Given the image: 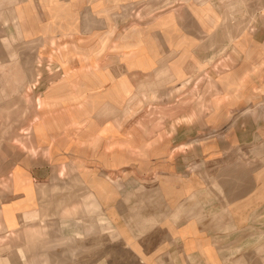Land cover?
<instances>
[{
  "label": "crops",
  "instance_id": "obj_1",
  "mask_svg": "<svg viewBox=\"0 0 264 264\" xmlns=\"http://www.w3.org/2000/svg\"><path fill=\"white\" fill-rule=\"evenodd\" d=\"M4 1L15 7V30H9L7 20L4 22L6 29L15 36H22L26 49L32 43L36 46V49H31L30 46L23 53L35 59L34 62H29L32 63L28 66L30 69L35 62L39 64L37 49L42 46V42H34L38 37L36 18L38 17L40 24L52 22L48 16L50 12L44 13L41 6L49 8L54 3L51 0H36L28 4L30 18L25 25L26 9L18 2L20 0ZM174 1L177 0H57L58 3L72 5V10L77 11L78 16L79 33L68 38V49L63 52L66 56L65 69L71 75L66 77L61 68L62 77L56 82L46 83L48 88L41 94L46 97L44 105L36 109L39 118L32 122L31 143L27 149L33 154L41 152L49 156V159L57 160L60 157L63 162L76 165L80 174L91 172L93 175L90 176L95 178L109 175L113 181L117 172L127 171L135 165L134 160H140L145 163L142 170L147 176L144 175V178L147 182H156V188L148 189V199H145L148 212L144 216L157 220V224L148 231L151 232L156 227V230L164 233L167 240L174 241V247L179 245L178 253L184 256L186 264H264V132L260 129L261 135L255 137L257 133L254 134L253 128L246 124L251 117L264 119V108H251L260 101L259 98L264 97V93H256V97L251 94L252 90L257 92L256 89L264 84V66L262 68L258 65L264 62V52L263 49H252L251 61L246 64L245 49H231L237 47L242 37L247 38V43L248 38L261 29V25L254 24V30L249 28L240 32L233 44L228 46L230 49H201L206 37L205 30L217 37L219 33L221 37H227L233 32L232 28L236 23L252 24L253 20L235 21L233 26L230 19L229 26L223 17L224 11H218L214 0H201L200 4L195 5L188 4L190 0H186L185 6L180 2L171 5ZM17 2L19 4L16 6ZM167 3L171 6L161 9L168 6ZM237 3L238 7H243L246 0ZM177 6H181L180 9ZM187 6L191 7L190 12L186 11ZM254 6V13H260L259 3ZM261 6L264 12L263 2ZM182 9L193 16V20L191 17H182ZM71 13H68L69 16ZM20 15L23 16L22 20ZM167 15L170 17L164 19ZM255 15L254 23L260 14ZM188 30H194L195 37L190 36ZM105 36L109 37V42L102 49L100 41ZM161 36L164 37L167 47L160 39ZM40 37L46 38L44 35ZM188 38L194 42H189ZM116 39H121V43L125 45L133 41L140 46L136 49L126 46L125 49H115ZM178 44L181 45L179 50ZM229 66L231 69L228 71L226 68ZM201 67L204 72L189 77L196 74ZM251 67H260L262 72L253 75L250 73L247 86L249 93L243 94L238 100L232 99L230 95L235 93L241 82L239 77H243L246 68ZM5 71V63L0 62L1 78L4 79V86H0L1 160L6 149V138H12L10 120L7 121L5 111ZM35 71L37 76H34L37 78L33 77V80L37 81L33 84L38 86L40 72ZM230 71H237L238 77L227 75ZM203 76H209V79H205V84L203 83L206 95L201 99L205 102V110L201 111L204 112L202 114L196 109L190 113L189 124L170 122L168 125L147 127L141 126L139 122L134 124L135 118L148 116L147 111L145 115L144 111L141 114L136 113V109L143 102L153 98L152 101L159 100L160 91L168 85L181 87L190 82L198 88L199 83L204 81ZM33 84H30L31 88ZM9 85L15 86L16 82H10ZM59 86L63 88L49 90V87ZM141 86H145L146 90L141 91ZM180 87L171 88L166 100L178 101V94L174 92ZM40 97L36 99L38 105ZM17 102L21 108L14 117L17 122H23L27 102L21 97ZM126 117L130 118L125 119ZM234 118H237L236 122ZM198 119H201L200 123ZM6 121L8 126H5ZM13 141L21 142L22 139L14 137ZM181 149L189 150V155H181ZM142 150L146 153L140 155L139 151ZM199 150L202 151L201 161L204 159L206 168H202L201 163L204 161L198 163ZM37 160L30 156L29 164H37ZM182 161L185 162L182 164L184 169L180 170ZM23 164L27 165L19 162L10 169L9 182L0 181V185L5 187V190L3 187L0 189V248L12 243L14 245L15 233L32 231L35 234L39 227L47 228L43 235L48 233V237L44 238L43 243L58 237L64 238L66 234L73 233L64 223H76L75 228L80 229L82 234L92 230L93 234L101 233L104 226L109 236L116 239L111 218L102 212L100 206L101 191L96 196L91 194L88 187L80 185L79 176L76 175L67 181L68 185L73 189V183L77 181V187L85 189V193L66 191L67 196L61 197L72 200L70 203L74 204L75 213H68L66 217L61 215L62 218L57 219V222L55 218L63 212L64 206L50 217L51 210H45L47 218H38L37 213L43 211L57 195L43 196L39 186L34 184L36 176L32 174L33 170H22ZM86 168L97 171H86ZM20 171H25L27 176L20 175ZM4 173L5 169L0 166V178ZM16 174L20 187L24 182L28 183L26 186L31 190L30 195L26 190H15ZM53 188L45 186L43 189L51 191ZM6 190L13 193V204L3 202ZM115 192V187L109 186V199L117 198L118 192L114 197ZM22 193L25 194L24 200L20 199ZM124 196L125 200L120 205L134 197L128 192ZM75 198L79 199L80 204L85 203V215L89 218L82 223L87 224L86 228L77 217H71L80 213L79 204L73 201ZM114 201L109 208L114 207ZM22 202L23 205L20 204ZM16 207L23 209L17 210ZM137 207L142 208L139 205ZM133 209L130 212L136 213ZM21 214L23 227L19 226ZM135 217L140 219L136 214L132 218V224ZM52 223L56 224L55 231L51 230ZM3 233L11 234L8 235V241L1 235ZM39 238L34 235L35 241L21 248L23 253L18 260L19 264H60L68 258L53 253L57 246H68L72 256L76 255L75 242H61L40 249L38 246L43 243L38 241ZM187 244L191 246L190 249L186 248ZM33 245L37 248L32 249ZM27 254L33 256L26 258ZM174 262L178 264L177 259Z\"/></svg>",
  "mask_w": 264,
  "mask_h": 264
},
{
  "label": "rangeland",
  "instance_id": "obj_2",
  "mask_svg": "<svg viewBox=\"0 0 264 264\" xmlns=\"http://www.w3.org/2000/svg\"><path fill=\"white\" fill-rule=\"evenodd\" d=\"M169 0H164V2H167ZM204 1V0H203ZM237 1H242V0H214V3H216V7L218 8L219 12L224 11L223 17L225 19L227 18L226 22L230 26V5L234 4ZM264 0H246V3L241 6L239 10L236 9L235 12H233V17L236 19V21H241V22H250L253 20L252 26H250V30H254L253 26L254 24L260 26L261 29L258 30L256 33H253L248 39L247 43H245V40L247 38L242 37L239 39V43L236 48H231V49H245V63H249L251 60L250 58L252 57V49H263L264 52V17L262 18V15H264L263 10H261V5ZM19 3L23 4V8L26 9V13L24 15V24H28L29 22V5L32 4L33 2H36V0H20L18 1ZM16 3V6L19 3ZM52 3L54 4L45 9V7L42 5V9L44 13H49L48 15L53 21L52 22H46L43 24L39 23L38 17L36 18L37 21L36 23L38 24L37 27V36L40 35V28H44L45 33L47 34L46 43L43 46H39L40 48L37 49V54L38 58L40 60L39 64L37 62L34 63V67L36 70H38L39 77L41 78L39 85L36 86L34 85L32 88L26 89L25 87L20 90V92L15 93L14 85H9L10 82H16L17 85H21L23 83L22 79L20 77L16 78L17 72L22 71L25 68V65L22 64L21 57L20 59L18 58L17 61L11 60L10 57V51H15L17 54L23 55L25 53V50L30 49H36V46L32 43L28 45V49H26V45L22 39L16 40L14 43H9L8 37L10 36L9 30L14 31V14H13V5H10V3H7L4 0H0V62L5 63L6 65V71H12L11 75L7 74L5 71V77L7 79V83H5V90H6V98H5V111L6 112V119L7 121L10 120L9 127L12 128V138H6L7 140L5 141L6 144V149L3 152V159H0V166H3L5 169L4 176L0 178V181L3 183H7L10 181V169L15 166V164L20 163H27V165L23 164L22 165V170H28L31 169L33 170V175H35L34 184L35 186H39V191L41 192L45 186H57L58 183H67L69 179L72 176H79V183L80 185L88 187L89 191L93 195H98L101 189L105 187V184H108L109 186L115 187V189L118 192L117 198L113 199H102L101 201V209L102 212L105 213V215L110 219V222L112 223L113 227L115 228L114 230V238L113 240L109 236V232H107L105 227L103 226V230L101 233L98 234H93L92 231H87L82 234V236H75L72 233L66 234L67 236H64V238H60L61 242H75L76 243V255L72 256L70 248L67 246H57L55 251L53 252L55 255L58 256H65L68 258L67 260H64L60 264H175L174 259H177L178 264H186L184 261L183 257L181 254L178 253L180 250L179 245L174 247L175 243L172 239L167 240L166 236L162 231L156 230V227L149 232L148 230L155 226L157 224V220L154 218H147V204L145 199H148L147 196V190L148 189H154L156 188V182H147L148 180L144 178L146 175L145 172L142 170L143 167H145V163H143L140 160H134L135 165L131 166L127 171H119L117 172L116 178L113 181L112 178L109 175H105L101 178H95L90 175H93L91 172L80 174L77 172V166L74 164H68L62 161V158H58L57 160H54L53 158L49 159V156L47 157L46 155L42 154L41 152L39 153H32L30 152L27 148L30 145V136L32 133V122H34L36 119H38V115H36V109L42 107L44 105V101L46 97H43L41 94L44 90L48 88L46 83L48 82H56L58 78H61V68L64 70V74L66 77L70 76L71 74L65 69L66 66V56L63 52H65V49H68V38L69 37H74L76 36L79 31H77V23L78 19L73 21L72 16H67L64 13L63 6L68 9L72 10V5L66 4V3H58L57 0H51ZM176 2H180L183 4V6L187 5L185 4L184 0H177L174 1L171 5L175 4ZM202 1L201 0H190L188 4H200ZM259 3V11L255 12L253 9L256 8L254 4ZM28 6H26V5ZM168 5V3H167ZM170 4L168 6H165L161 9L167 8L171 6ZM134 6V5H131ZM152 6V5H151ZM150 6V7H151ZM182 6V7H183ZM155 7V6H152ZM178 7V6H177ZM181 6L178 8L180 9ZM233 7V5H232ZM53 9V11H51ZM159 9V10H161ZM195 9V8H194ZM39 10V8H38ZM45 10V11H44ZM183 10V9H182ZM49 11V12H48ZM158 11V10H157ZM73 15L75 17L77 16V11H73ZM154 12V11H153ZM152 13V12H151ZM63 14V15H62ZM255 14H260L255 18L256 23H254V17L256 16ZM182 17H191L190 19L193 20V16H190L189 14L186 13L185 10H183V14H180ZM229 15V16H228ZM170 16H173L172 14ZM166 16L164 19L170 17ZM134 18V17H133ZM132 18V19H133ZM69 19H72L69 20ZM245 19V21H243ZM5 20L8 21V25L10 26L9 30L6 29V26L4 24ZM135 20V19H133ZM133 22V21H132ZM225 22V23H226ZM71 23H76L75 28H70L69 30H66V25ZM260 23V24H259ZM250 24V23H249ZM148 27V26H147ZM194 29V27H191ZM188 33L190 36L195 37V31L194 30H188ZM228 33V32H227ZM226 35V33H225ZM6 38V40L4 39ZM22 38V36H21ZM206 38H204L206 42ZM214 38L217 39L216 44H220L223 46L226 41V37H221V34L219 33L218 37L215 34ZM101 46L102 49H104L107 46V43L109 42V37L105 36L101 41ZM121 39H116L114 42V48L115 49H125L124 44H122ZM52 45V46H51ZM247 45V46H245ZM74 47L76 48V41L74 43ZM205 49V43L201 46ZM100 49V46H99ZM189 49V48H188ZM187 49V51H188ZM211 49V48H210ZM230 49V48H227ZM243 51V50H242ZM14 53V52H13ZM30 56V55H28ZM31 61H35V59L31 56L30 58L28 57ZM237 63V62H236ZM260 67L264 66V62H261L258 64ZM39 66V67H38ZM253 66V65H252ZM257 68V69H252L249 68L244 71V76L239 77V85L236 87L235 93L233 95H230L232 99L238 100L240 97L243 96V94H248V77L253 75V74H258L259 72H262V68ZM228 71L231 69L230 66L227 67ZM179 71V70H177ZM251 73V75H249ZM233 74L236 77L237 71H230L227 72V75ZM16 76V77H15ZM212 76V75H210ZM209 77V76H208ZM208 77H204V81L200 84L199 87L196 88L194 83L188 82L185 85H182L181 87L179 85H172V86H167V88L163 89L160 91L158 95V99L156 101L154 98L150 101H145L142 103V105L136 109V113L141 114L142 111H144V115L146 114V111L148 113V116H140L138 118L134 119V124H139L143 127L149 126H154V125H163L166 124L168 125L170 122L171 124H178L179 125H186L189 124L190 118L188 115L192 112L199 111V114H202L204 112H201L205 110V102L202 101L206 95L205 85L203 86V83L205 84V79ZM209 79V78H208ZM0 81L1 85L4 86L3 82L4 79L1 78V73H0ZM44 83V84H43ZM36 87V88H35ZM117 87V86H115ZM173 87H180L177 91L174 92V94H178V101H167L166 99L168 98V91L173 88ZM204 87V89H203ZM63 87H49V90L52 91L54 89H62ZM196 88V89H195ZM264 84L261 86V88H257L255 92L254 90L253 96L256 97V93H264L263 91ZM19 93H21V97L24 98L27 102V107H26V112H25V120L23 122H17L14 114L18 113V110L20 107V104L17 102V99L19 97ZM51 93V92H50ZM171 94V93H170ZM173 93L171 95H174ZM42 96V97H40ZM39 105L37 104L36 99L39 98ZM196 98V101L194 100ZM47 100V99H46ZM260 100V101H259ZM259 102L256 103L255 105L251 106L252 109H263L264 108V97L259 98ZM147 102V103H146ZM1 103V99H0ZM197 107V108H196ZM233 107V106H231ZM230 108V107H229ZM135 113V115H136ZM133 115V116H135ZM165 116L164 118L162 117ZM130 116V117H133ZM130 117H126L125 119H128ZM161 117V118H160ZM4 119V122L5 120ZM124 119V120H125ZM7 121L5 126L7 125ZM201 119H198V122L200 123ZM237 121V118H234V122ZM144 122V123H141ZM162 122V124H161ZM174 122V123H172ZM246 124L249 125L252 130L254 131L253 133L260 136V129L263 130L264 132V119L260 117H251L250 119H247ZM17 131V132H16ZM145 131L146 128H145ZM20 138L22 141H13V138ZM181 155H189V150H184L181 149ZM202 151L199 150L198 152V157H199V162L204 161L202 159ZM262 151H260L261 153ZM52 153V151H50ZM142 153H146V151L142 150L139 151V154L141 155ZM30 156L37 158V164L30 165ZM47 159V160H46ZM187 161V159H184ZM2 161V162H1ZM180 164L184 165L185 162L182 161ZM202 164V168H206L205 161ZM183 165L180 167V170H183ZM19 167V165H18ZM97 171L96 169H91V168H86V171ZM20 175L22 176H27L25 174V171H20ZM144 172V173H143ZM199 171L198 173H200ZM206 172V170H205ZM95 173V172H94ZM83 175V176H82ZM156 175V174H155ZM147 176V175H146ZM153 176V175H152ZM1 177V176H0ZM91 177V178H90ZM16 178V176H15ZM86 179V180H85ZM144 179V180H143ZM156 179V178H155ZM152 178V180H155ZM66 181V182H65ZM27 184L19 185V189L21 190H26L27 194H31L30 188H27ZM40 185H45V186H40ZM0 189L5 190V187L0 185ZM69 191H72L73 193H78V194H84L85 189L82 187H77V185H74L73 189L72 187H68ZM28 189V190H27ZM67 189V188H66ZM8 190V189H7ZM5 191L4 195L6 196L3 200V202H11L13 204L14 196L11 191ZM68 190H61L58 188L59 193H61L62 196H67L65 193ZM117 192L113 193L114 197L116 196ZM128 192L131 193L134 197L129 198L128 201H126L124 204L120 205V202L125 200L124 193ZM22 197L20 199L24 200L25 194L22 193ZM143 195V197H142ZM146 196V197H145ZM18 199V201L20 200ZM115 200V201H114ZM17 201V202H18ZM72 200H67L65 209L63 212L58 215L55 219L57 222H59L57 219L62 218L61 215L66 217L68 213L74 214V204L70 203ZM73 201L77 202L80 206V213H78L77 216H71V217H77L79 221L82 223L83 220H85L88 215H85V210H84V204H80L79 199L75 198ZM114 201V207L109 208L110 204ZM20 204H24L23 202ZM69 204V206H68ZM134 205V209H133ZM141 206L142 208H138L137 206ZM152 208V207H151ZM16 209H23V207ZM133 209L135 212L131 213L130 210ZM150 210V208H149ZM65 211V212H64ZM22 213V212H21ZM137 214L138 217H140L139 220H135L132 224V218ZM146 215V216H144ZM89 218V217H88ZM20 222V227L24 226V220L22 217V214L20 215L19 218ZM52 222V221H51ZM109 223V221H108ZM53 224V223H52ZM83 224V223H82ZM86 228V223L83 224ZM40 226V225H39ZM58 227V225H57ZM148 227V228H147ZM56 224L54 223L52 225L51 230L55 231ZM38 229H42V227H39ZM8 234H1L5 236L4 239L7 241L9 240V235ZM85 234V235H84ZM40 238L38 239L39 242L43 243L44 238L48 237V233L45 235L39 236ZM59 242V241H56ZM55 240H48L45 241V243L40 244L38 248L42 249L47 246H52L56 245ZM50 243V244H48ZM27 244V243H26ZM25 244V245H26ZM2 243L0 242V246ZM29 245V244H27ZM26 245V246H27ZM22 247V246H21ZM18 248V244L15 242L5 248H0V258L1 259H8L11 258L14 253L13 251ZM69 248V249H68ZM187 249H190L191 246L187 244L186 246ZM32 257L33 254H27L25 255L26 258ZM175 256V257H174ZM20 263V262H18Z\"/></svg>",
  "mask_w": 264,
  "mask_h": 264
},
{
  "label": "bare ground",
  "instance_id": "obj_3",
  "mask_svg": "<svg viewBox=\"0 0 264 264\" xmlns=\"http://www.w3.org/2000/svg\"><path fill=\"white\" fill-rule=\"evenodd\" d=\"M184 1H186V0H184ZM263 3H264V1H263ZM68 4V3H67ZM232 5H233V7H232ZM232 5H230V19H232V25L234 26V22L236 21V19L233 17V12H235L236 11V9L237 10H239L241 7H238V3L236 4V2L234 3V4H232ZM44 6V5H43ZM261 8H263V6H261ZM45 9L47 10V8L45 7ZM191 9V7H189V6H187V9H186V11L187 12H190L189 10ZM63 10H64V13L63 14H65V15H67V16H69V14L68 13H71V10H68V9H66L64 6H63ZM194 11V10H193ZM21 13V12H20ZM71 16H72V18H73V21H75V20H77L78 19V17H75L74 15H73V12L71 13ZM229 16V15H228ZM20 18H21V20H22V17L23 16H19ZM226 20H227V18H226ZM6 24L8 25V21H6ZM76 23H71V24H67L66 25V30H69L70 28L72 29V28H75L76 26ZM252 24L250 23H241V24H239V25H237V23L235 24V26H234V28H232L233 29V32L231 33V34H229V35H227V37H226V41H225V44H223V46H221L220 44H216L217 42V39L216 38H214V35H212L213 33H207V31L205 30V34H206V37H208L207 39H206V42H205V40H204V43H205V49H227L228 48V46L229 45H231V44H233V42H234V40H236V38L238 37V34L240 33V32H244V31H247V30H249V27L251 26ZM40 30V35H44V36H46V38H42V37H40V35L36 38V41H34L35 43H38V41H40V42H42L41 43V45L43 46V45H45V43H46V39H47V34L45 33V31H44V28H40L39 29ZM77 31H78V28H77ZM9 34H10V36L7 38L8 39V41H9V43L11 44V43H14L16 40H18L19 39V37H17V36H15V34L11 31V32H9ZM164 37H160V39L164 42V45L167 47V45H166V42L164 41V39H163ZM5 40H6V38H4ZM20 39H22L21 37H20ZM23 40V39H22ZM189 42H194L193 40H190L189 38L187 39ZM25 43V42H24ZM125 45V44H124ZM126 46V48H131V49H136V48H139V46H140V44H135L133 41H130V43H128L127 45H125ZM180 44H178V50H179V48H180ZM14 52V53H13ZM10 57L11 58H9V59H11V60H15V61H17L18 60V58L20 59V57H21V61H22V64H24L25 65V68L22 70V71H19V72H17V77L16 78H18V77H20V79H22V81H23V83L21 84V85H15V87H14V89H15V93H18V92H20V90L21 89H23L24 87L26 88V89H28V88H31L30 87V84H33V83H35L36 81H37V79H34L33 80V77L34 78H37V77H35L34 76V74H35V70L36 69H34V67H31L30 69L28 68V66L29 65H31L32 63H29V62H33V61H31L30 59H28V57L30 58L31 56H25L24 54L23 55H19V54H17L15 51H10ZM39 62V61H38ZM204 72V70L202 69V67L200 68V69H198L197 70V73L196 74H191L192 76H189V77H195L196 75H198L200 72ZM7 72V74H9V75H11V72L12 71H6ZM21 74H25L24 76H22ZM36 75V74H35ZM29 76V77H28ZM37 76V75H36ZM28 77V78H27ZM188 78V77H187ZM33 85H35V84H33ZM145 88V86H141L140 87V90L141 91H145L146 89H144ZM19 95V97H21V93H19L18 94ZM19 97H18V99H19ZM22 98V97H21ZM16 180H15V185H16V188H15V190L17 191L18 190V188H19V181H18V176H17V174H16V178H15ZM78 183H77V181H75L74 183H73V185H77ZM69 185L67 184V183H61V184H59V185H57V186H54V188L51 190V191H47L46 189H43L42 191H41V194L43 195V196H47L48 197V195L50 194L52 197H53V195H57L56 197H53V200H52V202H49V205H47V206H45V208L43 209V211H41V212H39V213H37L36 215H37V217L38 218H47V214H46V212H45V210H47V211H49V210H51V214L49 215V217L52 215V214H54V213H56V212H58V211H60L65 205H66V202H67V199H63V198H61V193H59V191H58V188L59 189H61V190H68L69 188ZM67 188V189H66ZM28 190V189H27ZM69 191V190H68ZM101 191V197H102V199H105V200H108L109 198H111V195H110V193H108V191H109V185L108 184H105V187H103V189H101L100 190ZM70 192V191H69ZM28 195H30L29 193H28ZM27 209V208H26ZM135 219H137L136 217H135ZM64 225H66V226H69V228H70V230H71V232H73L72 234L73 235H75V236H79V235H82V231L80 230V229H76L75 228V226H77V224L76 223H64ZM4 229H6V228H4ZM7 230V229H6ZM13 230V229H12ZM8 231V230H7ZM47 231V228H42V229H37L36 231H35V234H33L32 233V231H21V232H19V233H15L14 234V240H15V242L18 244V248H16L14 251H13V253H14V255L11 257V258H8V259H1L0 258V264H19L18 263V260H19V258L22 256V253H23V251H22V247L26 244V243H32L33 241H35L34 240V235L37 237V238H39V236H42L43 235V233L44 232H46ZM10 232V231H9ZM6 233V232H5ZM11 235V234H10ZM60 238L61 237H58V238H55L54 240H55V242L56 241H59V242H56V243H58V244H60L61 243V241H60ZM36 245V244H35ZM35 245H33L32 246V249H36L37 247L35 246ZM22 246V247H21ZM50 263V262H49Z\"/></svg>",
  "mask_w": 264,
  "mask_h": 264
}]
</instances>
